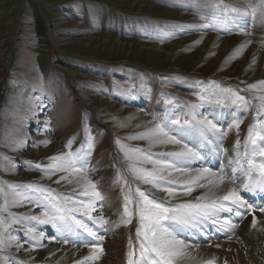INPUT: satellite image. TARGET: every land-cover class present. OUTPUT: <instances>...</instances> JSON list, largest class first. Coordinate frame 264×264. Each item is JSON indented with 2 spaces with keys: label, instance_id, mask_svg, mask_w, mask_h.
<instances>
[{
  "label": "rangeland",
  "instance_id": "374dc122",
  "mask_svg": "<svg viewBox=\"0 0 264 264\" xmlns=\"http://www.w3.org/2000/svg\"><path fill=\"white\" fill-rule=\"evenodd\" d=\"M202 1L182 0L186 6L181 7L175 0H0V185L5 189L0 196V264H57L50 255L54 252L40 253L51 248L74 249L68 264L91 254L88 244L74 247L52 240L56 233L50 226L24 219H43L33 187L69 197L73 191L66 186L79 190L78 176L41 170L55 163L50 157L89 154L88 179L105 196L92 217L102 216L108 223L95 230L104 236V253L88 264H127L129 239L134 248L138 243L136 189L158 197L165 194L133 177L120 145L174 162L166 156L179 151L174 144L133 137L178 118L181 123L190 121L191 134L183 143L195 147L202 141L192 121L213 116L227 131L222 144L229 150L226 155L232 156L238 138L243 145L257 117V98L264 96V86L258 83L264 81V21L257 18L245 27L247 18L239 17L235 25L203 28L219 11L214 5L243 8L256 0H211L213 11L200 15ZM221 89L237 92L250 106L217 104L211 93ZM236 118L242 120L239 129L228 130ZM230 169L227 166L225 173H232ZM121 176L127 184L118 179ZM9 185L16 186L15 194L8 191ZM126 195L133 199L134 214L131 223L121 224ZM240 195L250 200L247 193ZM188 196L180 194L171 203L189 201L184 200ZM74 199L75 205H67L69 212L80 206L79 201L88 202L82 196ZM83 211L76 217L96 226ZM29 227L45 233L42 246L25 234ZM114 240L119 244L113 245ZM254 253L260 257L255 264H264V255Z\"/></svg>",
  "mask_w": 264,
  "mask_h": 264
},
{
  "label": "snow or ice",
  "instance_id": "6c2138e0",
  "mask_svg": "<svg viewBox=\"0 0 264 264\" xmlns=\"http://www.w3.org/2000/svg\"><path fill=\"white\" fill-rule=\"evenodd\" d=\"M214 7L218 8L219 11L213 14L209 24L201 27L216 28L218 25H235L239 17L247 18L244 24L245 27L257 18L264 21V0H256L255 3H250L243 8L230 5H223L222 7L214 5ZM241 47H244V45ZM258 83L264 86V81H259ZM255 87V85H249V88ZM211 95L216 97L217 104L227 101L241 109H247L250 106V102L235 91L221 89L212 92ZM257 99L259 100V104L256 107L257 117L249 125L243 145H241L239 138L236 140L232 150L234 155L229 159V166L234 165V167H231L232 175L228 178L234 182L235 179L239 178L237 176L239 174L245 179L237 188L229 189L226 194L218 198L209 200L206 196H201L197 197L194 202L184 201L175 205L171 203V200L180 194L191 195L195 187H219L225 180L223 172L218 174L210 168H202L186 182L178 184L177 181L169 179L172 172L183 173L185 171V169L177 167V165H186L193 160L202 161L205 159V156H202L197 148L213 144L218 152L229 151L222 148L227 131L224 130L221 122L215 116L212 119L204 117L203 119L192 121V125L197 128L202 141L195 147H189L188 143H183L191 134L190 121L185 120L181 123L178 118L176 120L166 119L163 125L156 124L148 132L142 133L138 137H133L149 139L153 144L182 145L179 151L166 154V156L175 158L174 162L155 160L150 153H142L140 149L120 145V149L124 153V159L130 162L128 169L133 177L165 194L164 197H158L151 191L146 193L139 188L136 189L135 195L138 200L135 202V214L138 217L136 230L138 243L134 248L131 238L129 239L127 264H181L190 255L187 252L190 245L179 238V233L189 229L202 230L208 222H211L213 227L219 225L217 230H232L234 225L227 220L221 223L217 219L218 214L220 212H228L242 219L243 213L251 211L252 205L245 206V199L241 197L239 189L242 188L254 196L264 193V96ZM165 103L167 104L169 101H165ZM241 123L242 120L236 118L227 128L228 130L232 128L238 130ZM173 125L176 127H172ZM165 129L168 130L166 131ZM20 143L23 144L24 142L21 141ZM117 143L119 144L120 142L117 141ZM241 147H243V151L240 150ZM88 155V153L74 154L68 152L50 157L49 159L55 163L49 164L46 169L41 170L48 172L64 171L70 175L78 176L80 178L77 186L79 190L74 189L71 197H69L64 194H54V190L43 186L33 187L32 191L39 194L37 196V207L44 209L43 219L37 216L24 218L26 221L50 226L56 233V235L52 236V240L59 239L65 244L72 243L74 247L77 244H84V240L81 238L82 234L90 238L87 246H90L91 254L85 257L83 261H78L77 264H88L90 261L100 259L104 253V248L102 247L104 236L95 231L93 227L84 223L83 220L78 219L75 213L83 208V215L94 220V224L103 228L108 223L102 216L92 217V212L96 210V204H102L105 201V196L98 189L96 182L88 179ZM5 159L10 158L5 157ZM136 161L142 164H151L153 167L151 169L138 167L135 163ZM35 167L40 168L41 166L37 164ZM61 179L65 180L67 177L62 176ZM118 179H124L125 184L128 183L123 176L118 177ZM68 182L71 183L72 181L69 180ZM8 191H12L15 194L16 186L9 185ZM4 193L5 189L0 185V196H3ZM77 196L87 198L88 202L79 201L80 206L74 207L69 212L67 205H75L77 200L74 198ZM132 203L133 199L126 195L122 206L121 224L131 223L134 214L130 210ZM4 206L7 207V203ZM260 211L264 212V207H260ZM252 226H256L255 217H253ZM104 231L106 233L107 229H104ZM25 234L34 244L42 246L40 242L45 237L44 232H37L34 227H29ZM207 264H213V261H208Z\"/></svg>",
  "mask_w": 264,
  "mask_h": 264
},
{
  "label": "bare ground",
  "instance_id": "6f19581e",
  "mask_svg": "<svg viewBox=\"0 0 264 264\" xmlns=\"http://www.w3.org/2000/svg\"><path fill=\"white\" fill-rule=\"evenodd\" d=\"M175 4L181 7L186 6L184 3H182V0H175ZM202 4L204 6L202 10L195 9L199 11L198 13L200 15L209 11H213V1L203 0ZM181 147L182 145L174 144L173 149L180 150ZM199 151L202 156H205L204 160L190 161L188 164L184 165L186 172L185 174L179 175V172H174L170 177L174 178L178 182L183 183L195 176L200 171V169L210 168L212 171L217 172L218 174L223 172L227 180L225 179L226 181L219 185V187L210 186L206 188H198L194 186V193L188 197H184V200L187 199L190 201L191 199V201H195L197 197L201 196H206L209 200L215 199L226 194L229 189L237 188V186L240 185L242 181H244L245 178L237 174L239 178L235 179L233 182L228 178L232 175V173H225V168L229 166L231 153L226 155L223 151L218 152L213 144H208L204 150L199 149ZM232 155H234V153ZM230 167H234V165ZM78 182H80V179L76 181V187L78 186ZM65 189L70 191L74 190V188L70 186H66ZM239 192L243 193L245 190L240 188ZM249 197L250 200H245V206L252 205V209L251 211L243 213L242 219L228 212H220L218 214L217 219L221 223L227 220L234 225L232 230H217L219 225L217 227H213L211 222H208L203 228L208 225L209 227H206L204 230L189 229L181 232L180 234L184 238L183 240H187L186 244L190 245V247L187 249V252L190 255L184 261H182L181 264H207L208 261H213V264L257 263L260 257L256 256L254 252H259L261 255H264V212L259 213V208L262 206V204H264L260 202L261 200H264V193L255 196L250 194ZM253 217H255L256 220L255 227L252 226ZM93 228L94 230H98L99 225L93 226ZM207 229L210 230L207 231ZM210 232H212V234H209ZM81 238L84 240V244H88V240L90 238L83 236V234ZM243 241H246V244L243 243ZM114 244L118 245L119 241L114 240L113 245ZM199 248H201V250ZM48 251L54 252L50 255L53 256L54 262L57 264L70 263L73 260L75 253V250L69 247L59 249L57 252L53 251L52 248L43 249V251L40 253L43 254L44 252V254H47ZM89 253L90 252H87L86 254L88 255ZM98 264H103V262Z\"/></svg>",
  "mask_w": 264,
  "mask_h": 264
}]
</instances>
